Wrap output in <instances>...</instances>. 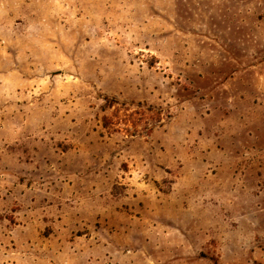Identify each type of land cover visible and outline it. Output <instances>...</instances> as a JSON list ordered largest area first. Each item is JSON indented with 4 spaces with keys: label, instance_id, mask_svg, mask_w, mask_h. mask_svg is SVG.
Instances as JSON below:
<instances>
[{
    "label": "rangeland",
    "instance_id": "1",
    "mask_svg": "<svg viewBox=\"0 0 264 264\" xmlns=\"http://www.w3.org/2000/svg\"><path fill=\"white\" fill-rule=\"evenodd\" d=\"M0 264H264V0H0Z\"/></svg>",
    "mask_w": 264,
    "mask_h": 264
},
{
    "label": "trees",
    "instance_id": "2",
    "mask_svg": "<svg viewBox=\"0 0 264 264\" xmlns=\"http://www.w3.org/2000/svg\"><path fill=\"white\" fill-rule=\"evenodd\" d=\"M127 120H128L129 122L132 121L133 129H134V130H137V129L139 128L140 125L137 124V122L134 120V118H132V120H131V118L129 117ZM146 124H148V123L145 122V123H144V126L147 127L148 125H146ZM147 128H148V127H147ZM126 130H128V129H126Z\"/></svg>",
    "mask_w": 264,
    "mask_h": 264
}]
</instances>
